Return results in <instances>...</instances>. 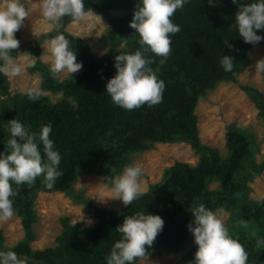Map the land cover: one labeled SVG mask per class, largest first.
Wrapping results in <instances>:
<instances>
[{
    "label": "trees",
    "instance_id": "obj_1",
    "mask_svg": "<svg viewBox=\"0 0 264 264\" xmlns=\"http://www.w3.org/2000/svg\"><path fill=\"white\" fill-rule=\"evenodd\" d=\"M239 2L245 4L253 0ZM84 3L86 9L91 8V12L97 14L109 10L121 12L109 19L108 36L116 47L113 46L102 55L95 54L83 38L64 29L73 20L65 16L60 31L71 42L73 50H76L82 68L62 81L54 80L49 73L50 68L40 61H36L29 71H39L45 87L53 92L62 91L72 101L49 103L42 94L38 100L32 101L24 93L14 98L12 110L8 114L37 132L41 125L51 122L53 131L50 138L61 155L59 169L62 175L53 188H46L41 176L37 177L32 187L20 185L17 195L12 198L21 219L24 238L12 248L2 250L15 251L21 258H26L27 264H106L105 257L115 241L120 239L121 234L115 230L117 225L125 215L137 211L158 214L164 220L163 230L148 252L160 247L180 246L187 237H192L187 228L192 219L190 210L200 203L210 209L222 197L221 194L209 196L207 180L211 177L220 178L227 182L229 189H234L233 176L248 169L244 161L249 148L246 134L239 129L228 128L225 135L228 153L226 159H222L200 141L193 113L198 85L231 78L234 71L240 70L244 64L242 49L255 46L245 43L232 27L238 5L233 4L232 0H219L215 6H209L207 0H189L182 9L176 10L171 19L180 25L181 30L171 36L170 54L164 58L147 53L153 57L151 68L166 85L162 102L126 110L112 103L105 92V85L116 72L113 66L115 55L134 52L140 47L138 35L129 26L137 0H84ZM258 34L264 36V31ZM56 35V29L47 33L49 37ZM121 40L124 43L119 47L117 42ZM225 40H229L234 47L230 49L224 45ZM258 44H264V40ZM221 55L233 56L232 72H225L220 66ZM161 58H164V62H160ZM6 88L0 76V90ZM244 89L261 103L264 102L261 93L246 86ZM109 131L119 135L123 147L125 144L126 147L131 146L140 138L154 141L185 140L200 155L199 160L195 165L175 161L159 184L152 186L141 198L121 210L95 208L94 214L98 221L91 228L71 224L68 217H62V229L56 237V245L31 249L29 243L34 237L33 224L36 221L33 189H66L75 179L74 167L80 165L100 173L109 172L112 163L109 149L112 146L107 149L98 146L101 137ZM124 134L126 136L123 137ZM263 210L264 202L255 205L254 211L239 215L253 221L252 225L241 224L238 231L241 233L238 236L239 242L249 254L248 264H264V249L256 246L257 237H264V229L259 225V219L262 216L264 218Z\"/></svg>",
    "mask_w": 264,
    "mask_h": 264
},
{
    "label": "rangeland",
    "instance_id": "obj_2",
    "mask_svg": "<svg viewBox=\"0 0 264 264\" xmlns=\"http://www.w3.org/2000/svg\"><path fill=\"white\" fill-rule=\"evenodd\" d=\"M23 2L30 10L29 16L15 33L20 41L19 47L12 50L15 63L21 68V72L17 76L0 73L7 85L6 90H0V151H4L9 135L5 124L13 119L8 114L12 110L14 98L36 88L47 97L49 103L72 101L71 97L62 91L53 92L45 87L39 71H29L36 61L50 68L49 41L53 37L47 36V33L55 27L43 18L41 0ZM3 6L4 0H0V7ZM120 14L121 12L117 10H109L104 14L90 12L84 20H71L64 29L74 36L83 38L92 52L102 55L113 46L116 47L108 36L109 19ZM123 43L124 40L117 42L119 47ZM242 53L244 64L240 70L234 71L231 78L198 85L199 91L193 106L200 141L214 150L220 158L227 157L225 135L229 127L243 131L249 141L244 158L248 169L233 176L234 189H229L227 182L220 178L211 177L206 182L210 197H215V194L222 195L210 210L223 219L230 234L238 240L241 234L238 232L240 225L253 223L252 219L239 215L254 211L255 205L264 202V102L261 103L244 89L245 86L252 88L264 96V74L255 73L254 70L255 62L264 58V44L246 46ZM160 62H164V58H161ZM49 73L54 80L62 81L78 72L71 76L66 73L53 76L50 71ZM128 132L131 133V131L125 133ZM118 137L116 132L109 131L100 141L98 140L101 149L112 146L109 149L111 153L108 150L112 162L109 172L100 173L86 165H80L74 167L75 179L66 189L52 191L33 189L36 221L33 224L34 237L29 243L31 249L56 245V237L62 229V217H68L71 224L91 228L98 221L94 214L95 208L115 211L124 208L120 200L110 198V181L119 176L126 165L133 162L141 165L143 175L140 182L145 193L164 179L166 170L175 161L195 165L199 160L200 155L185 140L154 141L140 138L131 146L126 147L125 144L123 147ZM98 194L106 198L104 202L96 200ZM259 220V225L264 229L263 216ZM0 235L2 237L0 250L12 248L24 238L21 219L16 209L13 217L0 220ZM197 247L193 236H189L180 246L150 250L148 255L138 259L136 264H189V261L194 259Z\"/></svg>",
    "mask_w": 264,
    "mask_h": 264
},
{
    "label": "clouds",
    "instance_id": "obj_3",
    "mask_svg": "<svg viewBox=\"0 0 264 264\" xmlns=\"http://www.w3.org/2000/svg\"><path fill=\"white\" fill-rule=\"evenodd\" d=\"M219 0H207L209 6H215ZM189 0H137L133 18L129 26L138 35L140 47L134 52L115 55V74L105 85V92L113 104L133 110L145 104L154 106L162 102L165 82L159 79L151 68L155 56L166 58L171 52V36L179 32L180 25L171 19L178 9H182ZM237 4L235 23L232 25L238 36L245 43L256 45L264 40L258 32L264 31V0H253L251 3ZM29 9L23 0H4L0 7V73L17 76L21 68L15 63L12 50L19 47L20 41L15 33L22 27L29 16ZM91 8L86 9L84 0H41L43 18L54 25L57 35L50 39L51 55L50 72L53 76L60 73L71 74L82 68L77 60V52L61 29L65 16L75 21L88 17ZM224 45L232 49L229 40ZM220 66L225 72H232L234 58L232 55H221ZM255 73L264 74V58L254 64ZM30 100H38L41 91L29 89ZM9 133L4 151H0V220H7L15 215L13 199L17 188L22 184L31 186L37 177H43L44 186L53 188L62 175L59 169L61 155L56 149L50 134L53 131L51 122L33 131L23 122L13 118L5 124ZM143 169L133 162L124 167L122 173L110 181L111 199H118L127 207L144 194L140 178ZM16 185L17 188H14ZM99 194L97 201L104 202ZM192 219L187 224L194 243L198 246L194 259L189 264H248V252L239 240L233 237L223 219L216 212L200 203L191 210ZM163 218L158 214L137 211L125 215L117 225L116 232L120 239L112 245L105 257L106 264H136V261L148 255L157 235L162 232ZM256 246L264 249V237H257ZM0 264H27L13 250H0Z\"/></svg>",
    "mask_w": 264,
    "mask_h": 264
}]
</instances>
